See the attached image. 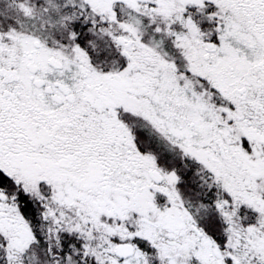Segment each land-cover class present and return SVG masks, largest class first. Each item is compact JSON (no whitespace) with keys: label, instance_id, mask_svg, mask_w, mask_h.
I'll list each match as a JSON object with an SVG mask.
<instances>
[{"label":"snow or ice","instance_id":"6c2138e0","mask_svg":"<svg viewBox=\"0 0 264 264\" xmlns=\"http://www.w3.org/2000/svg\"><path fill=\"white\" fill-rule=\"evenodd\" d=\"M0 264H264V0H0Z\"/></svg>","mask_w":264,"mask_h":264}]
</instances>
